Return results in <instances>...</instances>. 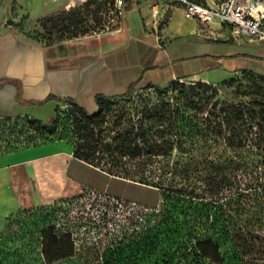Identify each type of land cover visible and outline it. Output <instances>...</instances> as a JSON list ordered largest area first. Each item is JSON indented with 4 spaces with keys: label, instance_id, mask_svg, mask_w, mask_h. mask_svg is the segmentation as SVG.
<instances>
[{
    "label": "trees",
    "instance_id": "16d2710c",
    "mask_svg": "<svg viewBox=\"0 0 264 264\" xmlns=\"http://www.w3.org/2000/svg\"><path fill=\"white\" fill-rule=\"evenodd\" d=\"M123 4L124 10L134 6ZM241 73L224 83L237 82L234 101L221 100L208 83L175 81L98 96L94 114L73 106L92 120L102 106L137 89L155 87L165 95L171 89L169 99L143 108L137 127L126 126V153L143 169L126 179L100 175L115 182L116 194L123 193L120 181L157 193V201L147 205L127 194L126 201L104 199L90 190L34 208L33 215L40 214L19 228L21 236L0 234V264H264V252L256 253L246 237L264 226V76ZM16 119L46 134L57 123L54 116L44 123ZM153 163H160L153 169L158 174L147 175Z\"/></svg>",
    "mask_w": 264,
    "mask_h": 264
},
{
    "label": "crops",
    "instance_id": "0c3cea01",
    "mask_svg": "<svg viewBox=\"0 0 264 264\" xmlns=\"http://www.w3.org/2000/svg\"><path fill=\"white\" fill-rule=\"evenodd\" d=\"M143 1L147 5L132 0L113 31L47 44L24 38L0 20V119L44 123L66 101L94 114L98 96H121L130 86L195 78L208 83L242 71L264 76V43L234 42L216 20L202 31L166 3L156 8L157 16ZM67 152L58 142L0 150V219L66 198L61 195L72 178Z\"/></svg>",
    "mask_w": 264,
    "mask_h": 264
},
{
    "label": "rangeland",
    "instance_id": "374dc122",
    "mask_svg": "<svg viewBox=\"0 0 264 264\" xmlns=\"http://www.w3.org/2000/svg\"><path fill=\"white\" fill-rule=\"evenodd\" d=\"M113 1L90 0L82 6L66 12L63 8L64 1L51 3L48 0H0V18L5 6L8 5L13 18L18 20L17 24L13 26L17 32L35 43L47 44L115 30L119 25L120 16L115 12ZM195 1L205 6H213L219 0ZM140 3L144 6L147 5L144 1ZM159 8L161 7L159 6ZM69 13H71V17H69ZM158 15L160 16L157 13ZM168 17V11L163 13L159 22L160 29ZM0 20H3V17ZM241 78H243V74L239 72L230 76H217L208 84L210 83L211 86L218 89L221 100L234 101L237 82L231 87L224 83L230 79ZM173 82L175 81L160 85L159 88L170 87ZM179 82L189 86L202 81L195 78L183 79ZM159 88L137 89L129 98L113 99L109 106H102V109L92 120H88L73 107L68 108V111H61L58 108L54 114L57 123L52 134L44 133L43 129L35 127L24 119L11 121L0 119V150L2 153H13L25 147H37L54 142L63 143L68 148L67 162L72 161V164H68L67 172L68 176L72 178L68 181V185L61 195L62 198L68 199L91 190L95 192V196H101L104 199L107 196H112L113 199L122 198L126 201L127 194L147 205L152 204L157 201V193H146L126 188V183L119 181L116 184L121 187L123 193L116 194L113 191L115 182L107 181L100 175L107 173L126 179L130 175L133 176L134 170L143 169L138 166L140 164L138 159H131L126 153V126L133 123L137 127L145 106L156 104L162 97L169 99L172 96L170 88L166 95L160 93ZM250 158L253 159V157ZM174 159L175 157L172 156L170 163ZM159 166L160 163H153L145 167V173L147 175L152 172L158 174V170L153 171V169ZM77 178H81L80 180L83 182L79 184ZM32 211L34 209L19 208L0 219V234L10 238V235L13 234L12 238L14 239L15 236H21L19 228L31 223L32 219L37 218L40 214L39 210L36 215H33ZM250 235L246 236L249 246L255 243L256 253L264 252V226H256L254 233ZM251 239H253L252 242ZM222 251L229 252L228 244L222 245ZM141 264H154V259L146 260Z\"/></svg>",
    "mask_w": 264,
    "mask_h": 264
},
{
    "label": "built area",
    "instance_id": "2783aa9c",
    "mask_svg": "<svg viewBox=\"0 0 264 264\" xmlns=\"http://www.w3.org/2000/svg\"><path fill=\"white\" fill-rule=\"evenodd\" d=\"M51 3L63 2L66 12L86 4L90 0H48ZM142 0H137L140 2ZM153 13L162 4L179 7L181 14L194 20L202 31L211 29L213 21L228 33V39L234 42L264 43V0H219L213 6H205L195 0H148ZM123 0H114L116 14H122ZM73 105L68 101L59 104L61 111H68ZM72 123V120H70Z\"/></svg>",
    "mask_w": 264,
    "mask_h": 264
},
{
    "label": "water",
    "instance_id": "95a60500",
    "mask_svg": "<svg viewBox=\"0 0 264 264\" xmlns=\"http://www.w3.org/2000/svg\"><path fill=\"white\" fill-rule=\"evenodd\" d=\"M2 17L5 26H14L18 22L17 19L13 18L8 5L5 6Z\"/></svg>",
    "mask_w": 264,
    "mask_h": 264
}]
</instances>
